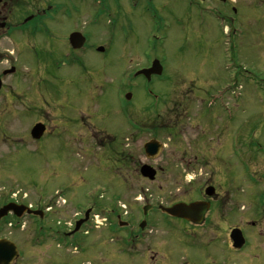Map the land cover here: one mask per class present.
Returning a JSON list of instances; mask_svg holds the SVG:
<instances>
[{
    "label": "rangeland",
    "instance_id": "1",
    "mask_svg": "<svg viewBox=\"0 0 264 264\" xmlns=\"http://www.w3.org/2000/svg\"><path fill=\"white\" fill-rule=\"evenodd\" d=\"M75 2L86 8V3ZM263 13L259 0H102L101 5L88 0L81 24L88 35L84 67L63 61L56 68L52 59L33 56V67L21 60V76L6 77L0 92V204L17 192L26 202L52 201L54 210L41 223L46 225L73 222L93 199L101 217L119 199L134 202L138 197L142 203L146 191L159 192L157 201H168V191L201 188L203 181L191 179L198 173L203 175L197 178L220 175L217 179L228 190L264 188L256 185L264 173V156L258 151L264 145ZM13 45L4 39L0 50ZM98 46L105 51L98 52ZM54 56L63 59L60 53ZM154 59L164 71L149 84L136 73ZM10 65L0 63V69ZM85 91L76 105L69 100L72 93ZM129 93L132 99L127 101ZM121 106L136 114L146 109V118L154 111L167 120L181 114L173 135L148 128L142 142L130 147L138 158L143 142L155 137L165 142L158 159L146 158L163 168L154 181L141 175L140 162L134 165L123 158L124 164L115 163L109 134L118 122L123 124L119 137L127 135ZM40 119L48 121L50 131L37 144L30 131ZM99 130L112 145H98ZM196 153L205 157L207 166L184 162ZM23 221L26 227L17 239L25 253L18 264H51V256L66 264L89 259L63 243L58 248L47 237L40 244L29 230L33 219ZM98 231L103 254L110 255L108 227Z\"/></svg>",
    "mask_w": 264,
    "mask_h": 264
},
{
    "label": "flooded vegetation",
    "instance_id": "2",
    "mask_svg": "<svg viewBox=\"0 0 264 264\" xmlns=\"http://www.w3.org/2000/svg\"><path fill=\"white\" fill-rule=\"evenodd\" d=\"M75 1L0 0V42L8 39L14 44V50L8 48L0 50V63H11L9 67L0 69L2 91L8 75L15 78L21 76V60L33 67V56L52 59L56 68H62L63 61L66 66L84 67L82 61L87 49L88 35L86 27L81 24L88 0H77L86 3L85 9H82ZM259 1L264 6V0ZM195 5L198 6V3ZM74 11L77 14L73 15ZM263 18L264 13L261 16V19ZM73 34L77 35L72 37ZM82 36L85 38V43L83 47H80L78 46L80 41L77 39ZM61 41L64 43V49L63 45H55ZM54 52L60 53L63 59L55 58ZM26 53L30 56H26ZM42 73L47 74V70L44 69ZM36 75L42 76L41 72H37ZM85 93L86 91L79 95L72 93L69 100L76 105V98ZM149 93L154 94L151 90ZM155 98H157L156 95ZM159 104L161 100L157 101L156 106ZM118 110L125 121L127 135L119 137V128L123 124L116 122L118 126L114 127L109 138L115 147L114 153L117 157H115V163L120 161L121 164H124L123 158L127 162H133L134 165H138L139 162L140 166L142 162L146 163L144 150L146 141L141 146V156L138 158L130 147L135 142L141 141L148 128L159 134L173 135L181 119L180 113L167 120L166 115L160 111H154L153 116L149 115L146 118V109L139 111L138 114L141 116L131 107L121 106ZM148 111L150 113L152 110ZM39 122L45 125L46 130L39 140H35L37 144L41 143L50 131L47 120L40 119L35 124ZM95 132L100 147L105 143L112 145L106 141L105 136L101 134L102 131ZM163 143L166 145L165 142ZM258 151L260 157H263L264 145L260 144ZM184 162H187V165H208L205 157H201L198 153L192 158L185 159ZM152 166L158 173L159 170H163L158 165ZM202 175L198 173L196 177L191 176L194 182H204L201 188H177L168 191V194L164 196L171 198L168 201L155 200L159 195V192L155 191H146L142 203L138 197L133 199L134 202L132 199L128 202L119 199L116 206L112 207L104 217L105 223L101 221L100 225L96 220L98 207L95 199L90 200L89 207L74 215L73 222L62 223L58 220L55 224L46 225L41 223L53 212L52 201L42 205L41 201L26 202L17 197L18 195L12 199H3L0 206L12 202L29 206L39 210L40 213L17 216L12 210L9 211L0 218V240L6 239L14 243L19 256L12 264H18L25 249L17 238L26 227L23 219L31 217L34 222L29 225V230L38 242L42 237H47L46 240L53 241L60 249L66 245L73 247L77 253L80 251L88 254L89 259L80 264H102L105 261L111 264H264V188L254 192L243 189L228 190V184L217 179L220 175L206 174L207 178H197ZM259 176L260 179L256 180V185L259 183L264 185V173ZM181 178L182 175H179L177 179L181 180ZM193 181L190 180V182ZM207 188H212L210 194ZM155 193L157 194L154 195ZM178 203L188 205L197 203V205L187 211L184 216L172 215L163 210V207H171ZM79 220L82 222L76 228ZM103 225L108 227L111 235L108 242L110 255L103 254L102 251V239L98 230ZM33 239L32 236L29 244L31 247ZM51 258V264H66L53 256Z\"/></svg>",
    "mask_w": 264,
    "mask_h": 264
},
{
    "label": "water",
    "instance_id": "3",
    "mask_svg": "<svg viewBox=\"0 0 264 264\" xmlns=\"http://www.w3.org/2000/svg\"><path fill=\"white\" fill-rule=\"evenodd\" d=\"M75 35L77 34H73L72 37ZM77 40L80 41V44L78 46L82 47L85 43V38L82 36V38L77 39ZM98 50L103 52L104 47L100 46ZM162 70H163V67L160 61L158 59H155L151 67L139 70L136 73V75L143 74L150 80L153 74L159 75L162 73ZM0 89H1V81H0ZM131 97H132L131 93L126 95L127 99H130ZM45 129L46 128L44 124L37 123L31 130L32 137L34 139L41 138V136L45 132ZM162 147H163L162 143L156 139H152L148 141L144 146L146 154L149 158L158 157L162 151ZM140 173L143 177H146L153 181L156 178L157 170L149 164H143L140 168ZM211 190L212 188H208L207 192L210 194ZM196 205L197 203L190 204V205L179 203L170 208L164 207V210L170 214H174V215L179 214V215L184 216L185 214H187V211H189ZM10 210H13L17 216H21L25 212H27L28 214H39L40 213L39 210H32L25 205H17L14 203H9L0 209V217L5 216ZM81 222L82 221L77 222L76 228L80 226ZM16 251L17 249L13 242H11L10 240L1 239L0 240V264H11L14 261V259L19 256L18 252Z\"/></svg>",
    "mask_w": 264,
    "mask_h": 264
}]
</instances>
